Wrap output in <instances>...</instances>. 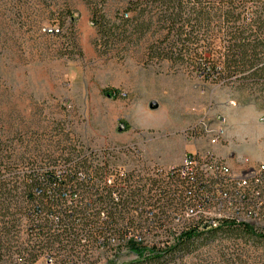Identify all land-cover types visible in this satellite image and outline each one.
I'll return each instance as SVG.
<instances>
[{"label":"rangeland","instance_id":"374dc122","mask_svg":"<svg viewBox=\"0 0 264 264\" xmlns=\"http://www.w3.org/2000/svg\"><path fill=\"white\" fill-rule=\"evenodd\" d=\"M133 1L0 0L1 174L17 172L21 177L42 155L67 160L74 146L135 144L145 157V150L152 148L158 161L147 158L167 165L184 145L190 146L185 152L205 146L206 140L191 141L184 131L207 107L227 119L220 143L224 149L239 150L257 162L254 165L264 161V84H223L201 76L196 69L201 52L195 20L194 33L187 35L191 40H178L174 31L162 45L176 59H158L152 47L165 32L153 21L156 16L150 20V8L144 13L128 10ZM101 14L116 27L106 36L95 21ZM122 18L134 22L121 26ZM52 25L61 32L42 31ZM219 46L216 40L213 50L202 56L217 59ZM109 92L126 96L110 97ZM225 161L236 173L240 165ZM11 174L6 180L13 184ZM218 212L214 208V214ZM170 239L162 235L156 242ZM108 252L121 254L116 260L110 255L108 264L138 260L126 248ZM227 253L239 262L243 258L261 264L264 238H200L189 251L160 264H221ZM93 264H105V259L95 257Z\"/></svg>","mask_w":264,"mask_h":264},{"label":"trees","instance_id":"16d2710c","mask_svg":"<svg viewBox=\"0 0 264 264\" xmlns=\"http://www.w3.org/2000/svg\"><path fill=\"white\" fill-rule=\"evenodd\" d=\"M147 8H150L149 12H154L150 20L156 16L153 21L165 32L164 38L152 47L158 59H176L173 57L174 53H168L162 45L174 31L178 40H191L187 35L194 33L191 22L195 20L200 27L201 56L196 69L201 76L223 84H264V0H137L130 2L128 10L144 13ZM95 16L102 36L112 33L116 28L103 14ZM131 21L134 22L122 18L121 26H126ZM148 26L145 30L150 28ZM187 26L192 29L187 31ZM216 40L221 43L217 51L218 58L202 56V53L213 50ZM202 42L206 44H201ZM178 56L184 59L182 55ZM107 94L114 97L110 92ZM6 150L3 147V151ZM75 154L74 146L70 149L67 160H50L48 156L42 155L38 162L34 161L27 167L21 177L17 172L8 173L11 174L13 184L6 180L9 176L6 172L0 173V264H36L44 252L56 250L58 244L59 248L63 239L80 243L81 235L87 229V222L80 217L84 210L68 207L66 200L61 198L73 181V172L61 176L57 174V167L75 160L79 156H74ZM78 162L85 167L83 159ZM78 185L83 193L86 192L85 182H78ZM17 190L20 191L17 193ZM124 204H128L127 199ZM212 205L213 202L205 203V206ZM58 212L63 213L65 218L55 223L51 214ZM168 219L169 217L164 226L156 224V231L161 232H153L148 239H122L116 246L109 244L108 251L126 248L138 258L131 264H160L177 252L189 251L200 238H218L225 234L264 238V234H258L250 227H256L255 225L231 222L243 221L230 217L210 219L199 215L198 219L184 220L181 225L166 229ZM204 219L230 221L213 223L206 230L196 226L189 228V224H196ZM182 231L184 232L179 236ZM162 235L175 239L173 244L157 247L160 244L156 240ZM163 244L164 241L161 245Z\"/></svg>","mask_w":264,"mask_h":264},{"label":"built area","instance_id":"2783aa9c","mask_svg":"<svg viewBox=\"0 0 264 264\" xmlns=\"http://www.w3.org/2000/svg\"><path fill=\"white\" fill-rule=\"evenodd\" d=\"M42 31L49 35L61 32L58 25L44 27ZM113 95L126 96V93ZM212 111V107H207L184 131L191 141L206 140L205 146L187 151L178 164L152 161L135 144L75 146L74 156L79 158L59 165L57 174L73 172V181L61 198L68 207L84 210L80 217L87 222L86 233L81 235L80 243L63 239L60 245L63 248H58V244L56 250L44 252L36 264H93L95 257H102L108 264L110 255L112 260L121 255L108 252L109 244H119L122 239H148L163 219L186 216L192 209L205 208V203H237L254 212H264V163H258L255 174H230L225 168V158L214 150L225 137L228 122L224 115L212 114ZM80 159L84 160L85 167L78 162ZM244 163L257 162L248 157L237 161L238 165ZM82 181L87 185L84 193L78 185ZM51 218L59 223L65 215L58 212L51 214ZM223 221L230 220L204 219L189 224V228L206 230L211 224ZM231 222L244 224V220ZM250 227L264 234L260 227ZM174 240H164L163 245L156 246L165 247ZM227 254L228 257L220 260L221 264H225L224 260L228 264H252L251 260L246 262L241 258L239 262L234 255Z\"/></svg>","mask_w":264,"mask_h":264},{"label":"bare ground","instance_id":"6f19581e","mask_svg":"<svg viewBox=\"0 0 264 264\" xmlns=\"http://www.w3.org/2000/svg\"><path fill=\"white\" fill-rule=\"evenodd\" d=\"M225 168L229 170L230 174L251 175L255 174V172H258V164L254 165L253 163L241 164L240 167H238L236 173H234L225 161ZM220 206H225L228 209L229 213H223L224 210ZM214 208H217L219 210L217 214H214ZM199 215H203L204 217H208L210 219L230 217L238 219L240 221L244 220V222L250 223L252 225H255L256 227L264 229V212H254L253 210H251V208L243 207L241 205H238L237 203H229L228 205H222L219 202H213L212 206H205V208L192 209L190 210V213L186 214V216H170L167 221L168 226L166 227V229L170 228L171 226L176 227L178 225H181L184 220L198 219ZM165 220L166 219H163V224L161 225L164 226ZM116 245L118 244H114L113 246Z\"/></svg>","mask_w":264,"mask_h":264},{"label":"crops","instance_id":"0c3cea01","mask_svg":"<svg viewBox=\"0 0 264 264\" xmlns=\"http://www.w3.org/2000/svg\"><path fill=\"white\" fill-rule=\"evenodd\" d=\"M188 148H190V146H188V145H184L182 151L179 152L178 156H177V157L174 159V161H173L172 163H170V164H178V163H180V162L182 161V159H183L184 154L186 153L185 150L188 149ZM224 148H225L224 146H222V145L219 144V145H216V146L214 147V150L216 151V153H217L218 155H220V156L223 157V158H226L227 161L230 163V165L235 166L236 163H237V161H238V159H239L240 157H242V155H240L239 150H238L237 152L234 153V152H231V151H227V149H224ZM152 153H153L152 148H149V147H148V148L145 150V154H146V156H147L148 158H150V159H152V160H156V161H158L157 158H155V156L152 155ZM258 163H264V161H260V162H258Z\"/></svg>","mask_w":264,"mask_h":264}]
</instances>
